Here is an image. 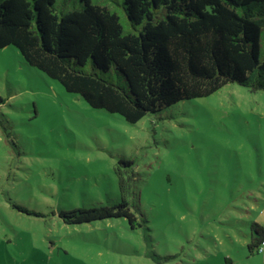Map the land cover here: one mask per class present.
Wrapping results in <instances>:
<instances>
[{
  "label": "rangeland",
  "instance_id": "1",
  "mask_svg": "<svg viewBox=\"0 0 264 264\" xmlns=\"http://www.w3.org/2000/svg\"><path fill=\"white\" fill-rule=\"evenodd\" d=\"M118 156L135 161L144 226L64 223L58 209L119 200ZM253 222L263 89L230 82L131 124L0 49V264H264Z\"/></svg>",
  "mask_w": 264,
  "mask_h": 264
},
{
  "label": "trees",
  "instance_id": "2",
  "mask_svg": "<svg viewBox=\"0 0 264 264\" xmlns=\"http://www.w3.org/2000/svg\"><path fill=\"white\" fill-rule=\"evenodd\" d=\"M9 45L65 91L131 124L230 82L264 90V0H0V49ZM134 166L116 159L118 201L57 216L144 226ZM263 238L253 222L249 251L260 252Z\"/></svg>",
  "mask_w": 264,
  "mask_h": 264
},
{
  "label": "built area",
  "instance_id": "3",
  "mask_svg": "<svg viewBox=\"0 0 264 264\" xmlns=\"http://www.w3.org/2000/svg\"><path fill=\"white\" fill-rule=\"evenodd\" d=\"M264 250V238L261 240V243L259 245V251L262 252Z\"/></svg>",
  "mask_w": 264,
  "mask_h": 264
}]
</instances>
